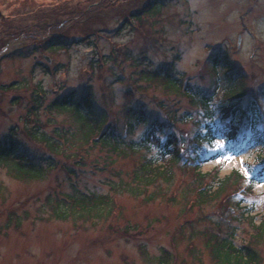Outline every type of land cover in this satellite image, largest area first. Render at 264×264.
<instances>
[{
	"label": "rangeland",
	"instance_id": "rangeland-1",
	"mask_svg": "<svg viewBox=\"0 0 264 264\" xmlns=\"http://www.w3.org/2000/svg\"><path fill=\"white\" fill-rule=\"evenodd\" d=\"M149 1L0 0V145L14 140L44 166L40 178L18 179L0 165V264H218L204 240L212 235L234 237L235 247H248L264 264V232L257 230L264 222V180L239 193L238 205L230 196L202 207L195 202L197 188L217 173L238 170L244 178L264 179V112L243 149L224 152L218 140L224 155L201 168V179L171 164L172 179L139 197L125 189L137 182L132 176L146 153L115 156L104 146L84 145L79 155L70 140H59L61 129L77 122L71 112L48 105L72 91L80 95L83 87L119 120L135 101L152 117L180 116L191 109L188 100L169 93L160 79L142 80L139 68L173 64L183 83L205 87L207 60L217 49L234 61L249 102L264 111L258 99L264 97V0H158L160 13L146 9L132 17ZM60 22L66 28H48ZM66 32L77 42L41 47ZM177 127L188 134L194 129L190 122ZM32 134L57 141L60 153ZM118 184L122 188L113 191ZM79 194L109 196L111 213L58 218L57 202Z\"/></svg>",
	"mask_w": 264,
	"mask_h": 264
},
{
	"label": "trees",
	"instance_id": "trees-1",
	"mask_svg": "<svg viewBox=\"0 0 264 264\" xmlns=\"http://www.w3.org/2000/svg\"><path fill=\"white\" fill-rule=\"evenodd\" d=\"M159 6L161 5L158 0H150L132 17L136 18L146 11L151 15L158 14L160 13ZM76 16L80 17V13H77ZM123 22L126 24L129 21L124 20ZM54 27L48 28L54 29V31L52 30L54 33L59 28H61L60 30L66 28L63 24L61 25V22ZM67 32L63 35H55L54 38H48L41 47L46 46V49L57 50L68 48L78 39L70 38ZM89 37H91L90 34H87L85 38L81 37V39L88 40ZM130 60L144 62V60H134L133 58ZM207 64L210 68L207 70V74H209L206 79L208 86L205 87L201 84L188 82V80L183 83V78L174 74L173 64H168L159 70L151 69L149 63L143 64L139 68L142 80L160 79L163 85L167 86L165 88L169 90V93H176L188 100L191 109L180 116H169L168 113L166 120L152 117L150 113L146 112L144 105L136 101L126 109L124 120H119V118H115L114 114H110L111 110L108 107L97 106L93 92L86 87H83L80 95L72 91L56 97L49 103V110L58 109L71 112L74 121L77 122L76 128L63 127L61 129L60 142L70 140L74 147L78 146L79 155L83 154L80 151L88 149L84 148V145L90 149L104 146L115 156L121 154L123 156L127 152L131 154L146 153V155L142 154L145 157L141 159L139 173L132 176V179L137 182L132 187L128 186V190L125 189L131 196L147 195L148 187L172 179L174 173L172 168L170 169L171 164L189 168L198 174L197 179H201L202 166L222 154L217 151L218 148H214L216 141L225 140V150L232 151L237 142L241 143L242 140L247 139L245 130L255 129L257 122L261 120H257L259 115L264 112L259 109L257 104L253 105L249 102L248 91L240 79L242 75L240 71L236 70L234 61L225 51L217 49L208 58ZM219 90H222V94L219 101L215 102ZM258 99L261 109H264V97ZM159 106L161 110L165 111L164 104ZM236 117H240L237 123L234 122ZM188 122L194 128L189 134L178 129L177 124ZM141 126H144L143 131L136 135ZM261 134L264 147V131ZM32 136H37L38 140H44L47 148L52 152L60 153L57 141L40 135L32 134ZM0 165H6L4 167L8 168L18 179L40 178L44 169L41 162L29 158L18 150L14 140L0 145ZM204 177L207 175L204 174ZM209 178L207 183L201 182L203 184L197 188L195 202L197 201L200 207L216 202L224 196H230L231 201L235 203V197L239 193L247 194V191L251 192L254 186L262 182V177L256 179L253 175L247 179L241 176L238 170H233L229 175L221 178L219 173ZM119 188H122L120 184L114 186L113 191ZM236 204L238 205L240 202H236ZM54 210L58 211L56 212L58 218L68 217V215L79 218H88L91 215L100 217L111 213L112 199L107 195H71L57 202ZM250 212L248 211V213ZM262 226L263 228L260 229ZM257 230H261V233L264 232V222L257 227ZM257 236L260 237L261 234ZM204 240L218 264H259L256 252L251 251L248 247H235L232 236L217 238L212 235Z\"/></svg>",
	"mask_w": 264,
	"mask_h": 264
},
{
	"label": "water",
	"instance_id": "water-1",
	"mask_svg": "<svg viewBox=\"0 0 264 264\" xmlns=\"http://www.w3.org/2000/svg\"><path fill=\"white\" fill-rule=\"evenodd\" d=\"M47 60L49 61V59L47 58Z\"/></svg>",
	"mask_w": 264,
	"mask_h": 264
}]
</instances>
